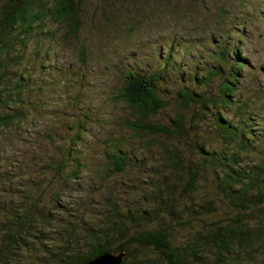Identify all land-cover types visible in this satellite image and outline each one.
Instances as JSON below:
<instances>
[{"label":"trees","instance_id":"1","mask_svg":"<svg viewBox=\"0 0 264 264\" xmlns=\"http://www.w3.org/2000/svg\"><path fill=\"white\" fill-rule=\"evenodd\" d=\"M82 1L0 0V129L9 127L14 118L24 119L21 110L26 113L30 103L25 95L29 75L25 68L16 71L12 67L20 64L23 55L42 67L47 65L54 30L44 32L45 23L63 30L62 40L75 36ZM247 1L233 0L229 7L233 10L247 5ZM253 14L258 23H264V15L258 10ZM31 37V50L25 54ZM218 38L219 45L213 44L210 53L214 66L200 68V80L194 78L190 87L179 88L177 100L184 106L192 104L203 118L211 115L223 145L208 148L202 139L191 142L187 135L181 136L185 129L178 115L169 118L170 130L148 124L147 119L165 106L157 95L155 81L160 76L126 70L117 97L134 113L135 120L128 127L156 136L174 135L182 141L192 151L189 156L167 148L164 157L166 166L179 172V177L186 173L184 180L176 177L169 183L164 173L161 178L150 177L146 188L139 189L141 195L134 196L135 189L128 195L126 190L114 191L111 201L104 203L106 207L89 215L88 195L66 206L58 201L82 172L75 146L81 140L79 132L69 138L64 160L45 163L37 181L22 180L26 185L22 183L21 191L17 185L22 176L14 173L18 169L9 167L10 162L0 152V264H81L110 249L125 251L120 264H255L264 260V215L258 214L264 212V163L246 159L260 136L253 130V104L245 100L239 103L234 96L244 68L234 42L244 37L228 29ZM230 46L233 58L227 57ZM82 49L77 52L81 62L86 58ZM169 55L170 50L163 56L161 68L170 65ZM214 78L218 79L213 90L216 93L206 90ZM191 88L198 89L194 92ZM128 154L113 147L105 155L106 169L121 172ZM49 166L54 173L47 176L43 172H50ZM203 172L211 174L221 204L212 206L209 201L187 202L183 198L193 192ZM54 181L58 182L54 186L62 188L52 187L48 192ZM85 218L88 223L83 222ZM186 222L196 223L194 232L180 244H172L171 224ZM138 249L144 253L139 254Z\"/></svg>","mask_w":264,"mask_h":264},{"label":"rangeland","instance_id":"2","mask_svg":"<svg viewBox=\"0 0 264 264\" xmlns=\"http://www.w3.org/2000/svg\"><path fill=\"white\" fill-rule=\"evenodd\" d=\"M231 2L233 0H83L77 33L64 40L61 39L64 31L47 21L42 30H54L47 65L44 63L42 67L37 60L23 55L20 64L12 67L16 71L25 68L29 75L25 95L30 103L26 113L21 110L25 118H14L9 127L0 129V152L10 162L9 167L18 169L14 173L22 176L18 190H22L25 178L37 181L45 163L64 160L68 140L75 131L81 138L75 146L83 166L77 182L57 196L63 206L88 195L85 202L91 215L106 207L104 203L111 201L114 191L126 190L128 195V191L135 189L133 195H141L139 189L146 188L150 177L161 178L164 173L169 183L176 177L182 180L186 173L181 172L179 177V172L166 166L164 149L178 151L182 157L192 151L174 135L156 136L131 130L128 123L134 122V113L118 100L117 93L126 70L158 74L157 95L165 106L150 116L147 123L170 130L169 118L178 115L185 129V133L180 131L181 136L187 135L191 142L202 139L208 148L222 146L212 116L203 118L192 104H180L177 90L182 86L190 87L194 78L198 82L200 68L209 70L214 66L210 56L212 45H219L218 34L228 29L244 37L234 42L244 61L239 90L234 96L239 103L245 100L253 104V130L260 136L246 159L264 163V23H258L253 14L258 10L264 15V0H248L247 5L233 10L229 7ZM32 39L25 54L31 50ZM81 47L86 55L82 62L77 55ZM231 49L230 46L227 57L233 58ZM169 50L170 65L161 68L163 56ZM216 83L218 79L214 78L206 90L213 91ZM191 89L195 92L198 88ZM113 147L129 153L127 165L121 172L106 169L105 155ZM43 173L50 176L54 171L45 169ZM56 183L50 184L48 192H52V187L62 188L54 186ZM218 193L211 174L203 172L197 177L193 192L182 197L187 202L209 201L216 206L221 204ZM179 196L177 194V198ZM258 214L264 215V212ZM83 222L88 223L86 218ZM180 224H171L172 244H180L196 228L194 222ZM137 252L144 253V250ZM255 264H264V260H256Z\"/></svg>","mask_w":264,"mask_h":264},{"label":"water","instance_id":"3","mask_svg":"<svg viewBox=\"0 0 264 264\" xmlns=\"http://www.w3.org/2000/svg\"><path fill=\"white\" fill-rule=\"evenodd\" d=\"M124 256V250L110 249L101 252L94 258L86 260L81 264H120Z\"/></svg>","mask_w":264,"mask_h":264}]
</instances>
